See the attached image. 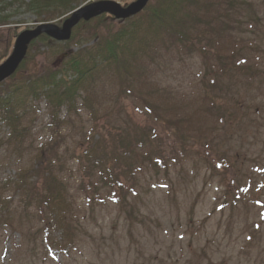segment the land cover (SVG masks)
<instances>
[{
    "label": "rangeland",
    "instance_id": "rangeland-1",
    "mask_svg": "<svg viewBox=\"0 0 264 264\" xmlns=\"http://www.w3.org/2000/svg\"><path fill=\"white\" fill-rule=\"evenodd\" d=\"M29 1L0 2V20H8L0 22V63L21 31L69 14L38 15ZM186 11L190 36L202 38L195 46L139 31L141 49L132 46L135 59L128 54L133 94L120 96V76L106 64L58 122L46 99L16 94L27 104L19 109L28 135L20 144L8 138L0 118V264H264V0H199ZM146 13L135 17L143 26ZM94 35L79 31L67 46L38 42L0 95L63 65L65 53L92 48ZM146 101L180 126L182 152L172 157L175 141L162 135L138 147L133 140L136 152L120 162L86 157L100 141L152 128ZM41 154L67 190L75 232L66 243L63 228L47 225L50 215L15 180ZM111 170L122 191L103 187Z\"/></svg>",
    "mask_w": 264,
    "mask_h": 264
},
{
    "label": "trees",
    "instance_id": "trees-1",
    "mask_svg": "<svg viewBox=\"0 0 264 264\" xmlns=\"http://www.w3.org/2000/svg\"><path fill=\"white\" fill-rule=\"evenodd\" d=\"M6 0H0L5 2ZM79 0H30L28 6L38 15H43L46 12H71L78 3ZM199 0H160L158 4L151 5L146 8V21L144 26L141 21H136L135 17L129 18L123 21H116L113 17L103 14L90 21L80 22L74 29L72 38L63 43L57 42L47 35L43 34L35 39L29 48V51L38 43L42 42L45 45H64L67 46L73 41L79 31L87 30L91 32L95 30L94 37L96 38L92 48H86L85 50H79L75 54H70L63 65L50 69L46 73L41 75L30 76L23 79V84L17 85L14 88H7L2 95H0V118L5 122L9 128L8 138H14L15 142H22L28 135V128L21 123V111L23 106L20 103L23 99H17V93H29L33 99H46L48 108L51 110L50 114L55 122L60 119V112L63 107L68 106V110L76 107L77 99L82 96V92L85 91L87 83L95 73L97 67L101 64L113 65L116 68L120 78H118L120 92L125 96L133 94L134 78H131V63L128 54L135 59V55L132 49L133 45L138 44L137 50L141 49V43L144 40V36L139 35V31L143 30L145 34H161L165 33L172 43L180 42L183 44H191L195 46L202 38H198L195 41L190 36V29L192 26L187 20L189 14L186 10H189L191 6H198ZM79 5V4H78ZM185 16L187 18H185ZM191 18V17H190ZM8 21L1 19L0 22ZM96 22V25L92 27V23ZM144 21V19H143ZM142 21V22H143ZM117 22H121V26H118ZM7 23V22H6ZM142 24V25H141ZM105 30V32H103ZM201 37V36H200ZM138 42V43H136ZM51 45V46H52ZM127 54V55H126ZM127 56V58L125 57ZM27 58L23 61L22 66L26 63ZM129 61V62H128ZM21 66V67H22ZM27 100V99H26ZM88 101V98L85 97ZM27 107L26 101L23 100ZM123 98L118 97L116 102L117 107H122ZM147 113L149 115V123L152 128L142 129L135 132L136 135L129 140L124 135L116 142V138H112L110 143H104L100 141L97 145H94V149L86 157H93L94 159L110 160L120 162L118 159L123 155H130L136 152L132 147L134 141L136 146H143L146 141L154 144V140L159 136L165 135L173 138L175 141L174 149L171 148V156L175 157L183 151L184 146H180V140L183 139V133L179 129L180 126L177 123L166 120L162 113H160L157 106L152 102H145ZM21 108V111L20 109ZM104 138V137H102ZM134 140V141H133ZM106 142V140H104ZM6 140L4 143L6 144ZM3 144H0L2 147ZM93 146V145H92ZM155 143L153 147H158ZM152 147V148H153ZM160 147H158L159 149ZM156 148H153L156 158H164L163 151L157 152ZM179 157V156H178ZM115 168V167H114ZM123 168V165H120ZM125 169V168H124ZM102 177L104 185L112 187L113 190L122 191V180L118 178L116 174L111 170ZM30 178H36L38 182L35 186L32 182H29ZM15 180L17 187L23 188L30 200H35L37 205L46 210L52 218L46 219V224H50V219L58 224V227L63 228L65 233L64 241L73 240L74 230L70 227V224L66 222L68 217L69 206H67L66 193L67 190L61 180L55 176V173L46 167V161L43 154H41L36 162V168H30L21 172ZM9 181L7 183L9 184ZM114 181V182H113ZM34 183V182H33ZM112 185V186H111ZM6 203L3 202L4 208ZM71 212V210H70ZM9 218V214L6 216Z\"/></svg>",
    "mask_w": 264,
    "mask_h": 264
},
{
    "label": "water",
    "instance_id": "water-1",
    "mask_svg": "<svg viewBox=\"0 0 264 264\" xmlns=\"http://www.w3.org/2000/svg\"><path fill=\"white\" fill-rule=\"evenodd\" d=\"M148 2L149 0H136L123 7L116 1L99 0L79 6L61 26L49 22L39 24L34 29L24 30L18 35L12 54L0 65V83L15 73L26 57L30 43L40 35L47 34L55 40L66 41L71 38L73 28L81 20L88 21L103 13H109L117 19H126L139 13Z\"/></svg>",
    "mask_w": 264,
    "mask_h": 264
}]
</instances>
